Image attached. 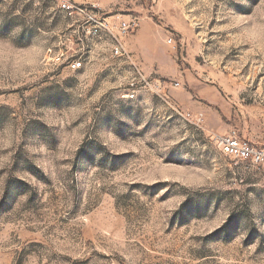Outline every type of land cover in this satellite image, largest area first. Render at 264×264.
I'll return each mask as SVG.
<instances>
[{"label": "rangeland", "instance_id": "374dc122", "mask_svg": "<svg viewBox=\"0 0 264 264\" xmlns=\"http://www.w3.org/2000/svg\"><path fill=\"white\" fill-rule=\"evenodd\" d=\"M101 1L0 0V264H264V0Z\"/></svg>", "mask_w": 264, "mask_h": 264}, {"label": "built area", "instance_id": "2783aa9c", "mask_svg": "<svg viewBox=\"0 0 264 264\" xmlns=\"http://www.w3.org/2000/svg\"><path fill=\"white\" fill-rule=\"evenodd\" d=\"M60 8L70 15L79 16L87 25L86 32L93 39L107 38L112 54H127L125 41L128 35L138 27L136 16L123 18L120 14L104 13L98 2L76 3L72 0H60ZM128 56V55H127ZM82 62L73 61L72 67H81ZM134 98L133 92L126 94ZM212 139L227 156L248 165L264 168V144L253 142L235 130L212 135Z\"/></svg>", "mask_w": 264, "mask_h": 264}, {"label": "crops", "instance_id": "0c3cea01", "mask_svg": "<svg viewBox=\"0 0 264 264\" xmlns=\"http://www.w3.org/2000/svg\"><path fill=\"white\" fill-rule=\"evenodd\" d=\"M72 1H73V2H76V3H88V2H93L94 0H72ZM97 2H98V5H99L102 9H105V8L109 7V6H108V3H106V2L102 3L101 0H97ZM96 41H98V43H101V44H103V45H105V43H108V44H109L108 39L105 38V37L100 38V39H96ZM243 137H245V136H243ZM245 138H247V139H249V140H251V141H253V142H256V141H254V140L251 139V138H248V137H245ZM256 143H258V142H256ZM261 144H264V143H261Z\"/></svg>", "mask_w": 264, "mask_h": 264}]
</instances>
